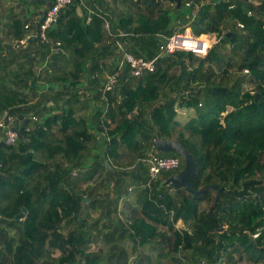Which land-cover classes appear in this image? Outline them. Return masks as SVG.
I'll use <instances>...</instances> for the list:
<instances>
[{
    "label": "trees",
    "instance_id": "obj_1",
    "mask_svg": "<svg viewBox=\"0 0 264 264\" xmlns=\"http://www.w3.org/2000/svg\"><path fill=\"white\" fill-rule=\"evenodd\" d=\"M48 1L0 0V115L38 116L15 143L0 129V264H264V0H84L31 39ZM30 2L45 7L29 15ZM186 26L230 34L137 77L124 65L101 97L116 40L149 58ZM176 104L198 109L181 123ZM157 137L193 154L194 189L216 187L162 185L182 158L151 178Z\"/></svg>",
    "mask_w": 264,
    "mask_h": 264
},
{
    "label": "built area",
    "instance_id": "obj_2",
    "mask_svg": "<svg viewBox=\"0 0 264 264\" xmlns=\"http://www.w3.org/2000/svg\"><path fill=\"white\" fill-rule=\"evenodd\" d=\"M253 1V0H247ZM72 3H76L77 5H82L83 0H53L50 2L49 6L44 10V14L38 22L37 25V36L41 41L47 42L48 35L47 29L54 22L58 20L60 15V11ZM186 5H190L189 1L185 2ZM235 6L234 3L229 4L230 8ZM248 14L251 13V10L247 11ZM195 14V12L193 13ZM90 15H87L86 21H89ZM237 25L239 27H244V22L237 21ZM225 33L221 32L220 34L216 33H205V32H194L189 27H186L182 30H174L169 35L160 33L161 40L159 43L158 52L149 58L143 56H136L133 53L123 50L122 43L119 40H116L117 46L122 49V55L120 60L118 61L117 67L113 71H106L103 74V94L102 98H105V92L107 90H113L118 85L121 74L124 70V65H127L130 75L139 76L143 74L145 71H153L156 67V60L163 53H174L180 51H188L197 56L203 57L205 56L212 44L214 42H218L222 39ZM25 38L21 39L20 42L24 43ZM57 45L60 44L59 41L56 42ZM246 71L247 69H243ZM26 118V129H30V125L38 120V116L35 113L24 116ZM28 121V124H27ZM22 119L18 118V115H14L4 111L0 115V129L3 132L4 140L6 143H15L17 138L19 137L18 126L21 124ZM156 147L153 144V147L148 152L145 161L147 164L148 172L150 177H157L162 169H170L180 166L181 157L179 155H161L155 151Z\"/></svg>",
    "mask_w": 264,
    "mask_h": 264
},
{
    "label": "water",
    "instance_id": "obj_3",
    "mask_svg": "<svg viewBox=\"0 0 264 264\" xmlns=\"http://www.w3.org/2000/svg\"><path fill=\"white\" fill-rule=\"evenodd\" d=\"M46 1V0H45ZM178 3L180 2V0H177ZM197 0H191L190 3V7H193L194 4L196 3ZM51 1H48V4H50ZM202 12V7H200V13ZM44 14V10H42L41 15L38 17V20L36 22V25L38 24L39 20L41 19V17ZM26 21V19L24 20V22ZM229 32H226L224 34V36L222 37V39L220 41H224L228 36H229ZM37 37V32H35L33 35H31L29 38L31 39H35ZM219 43V42H218ZM126 76V71H123L120 77V81L123 82ZM121 88L124 91V86L123 84H121ZM258 95L256 96V98H258ZM18 118L22 119L21 124L18 126V130H19V137L22 136L21 134V130L23 129L24 124L26 123V118L24 117V115L22 113L18 114ZM154 144L155 147L158 151H171V150H175L176 152H178L181 155V158L183 160V167L175 172H172L169 176H167L162 182V185H168L171 186L174 189L179 190L180 187H185L188 191L194 192V193H198L202 190H204L205 188H214L216 186L214 185H206L204 188L202 189H194L193 186L190 183V178L192 177V175L195 173L196 171V160L193 156V154L188 150L187 147H185L182 142L177 139V138H170V137H157L154 139ZM105 164L107 165V167L110 170H113V166L110 163V161L108 159L105 160ZM220 194V188L218 187V192L216 195V198L219 196ZM85 199L87 200V197H85ZM25 211V208H23V210L15 215V219H20L23 212ZM214 264H218V263H214Z\"/></svg>",
    "mask_w": 264,
    "mask_h": 264
},
{
    "label": "rangeland",
    "instance_id": "obj_4",
    "mask_svg": "<svg viewBox=\"0 0 264 264\" xmlns=\"http://www.w3.org/2000/svg\"><path fill=\"white\" fill-rule=\"evenodd\" d=\"M30 1H32V0H30ZM233 1H238V0H233ZM39 6H41L40 4H38V3H33V2H30L27 6H26V8H25V10L29 13V15L33 12V11H35V9L37 8V7H39ZM165 6L167 7H169V6H171V5H169V3L167 4V2L165 3ZM39 8H41L42 9V7H39ZM182 12H186V13H190L191 14V12H192V9L189 7V6H185V5H183V6H181L180 8H179ZM190 28L192 29V27L190 26ZM178 30H180V29H178ZM193 30V29H192ZM194 31V30H193ZM26 39V38H25ZM26 41V40H25ZM21 43V42H20ZM25 43V42H24ZM224 49L226 50V51H228V52H230V45L229 44H226L225 45V47H224ZM198 108H196V107H194V106H179L178 104H176V116H175V118L176 119H178L181 123H184L188 118H190V117H192V116H195V113H196V110H197ZM187 118V119H186ZM159 152H166V151H159ZM130 200H132L131 198H130ZM124 202V201H123ZM122 202V203H123ZM163 262H165L163 259H161Z\"/></svg>",
    "mask_w": 264,
    "mask_h": 264
},
{
    "label": "crops",
    "instance_id": "obj_5",
    "mask_svg": "<svg viewBox=\"0 0 264 264\" xmlns=\"http://www.w3.org/2000/svg\"><path fill=\"white\" fill-rule=\"evenodd\" d=\"M3 1H5V0H3ZM83 3H84V0H83ZM39 7H45V6H44V5H41V6H39ZM39 7H37L36 9H39ZM75 8H76V10H77L78 13H81L80 5H77V4H76V5H75ZM36 9H35V10H36ZM196 9H197V8H193V9H192V12H193V13L196 12ZM33 12H34V11H33ZM33 12H32V13H33ZM186 27H189V28H190V26H186ZM190 29H191V28H190ZM186 119H187V118H186ZM92 247H94V244H93Z\"/></svg>",
    "mask_w": 264,
    "mask_h": 264
},
{
    "label": "clouds",
    "instance_id": "obj_6",
    "mask_svg": "<svg viewBox=\"0 0 264 264\" xmlns=\"http://www.w3.org/2000/svg\"><path fill=\"white\" fill-rule=\"evenodd\" d=\"M191 3V2H190ZM186 28V27H185Z\"/></svg>",
    "mask_w": 264,
    "mask_h": 264
}]
</instances>
